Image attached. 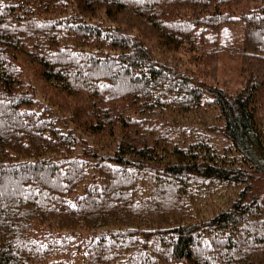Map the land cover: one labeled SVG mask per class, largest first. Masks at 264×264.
Wrapping results in <instances>:
<instances>
[{"label":"trees","instance_id":"16d2710c","mask_svg":"<svg viewBox=\"0 0 264 264\" xmlns=\"http://www.w3.org/2000/svg\"><path fill=\"white\" fill-rule=\"evenodd\" d=\"M76 254L264 264V0H0V264Z\"/></svg>","mask_w":264,"mask_h":264},{"label":"rangeland","instance_id":"374dc122","mask_svg":"<svg viewBox=\"0 0 264 264\" xmlns=\"http://www.w3.org/2000/svg\"><path fill=\"white\" fill-rule=\"evenodd\" d=\"M245 6V4H244ZM225 29V28H224ZM226 34L230 36L231 42L233 45L232 53L225 52L220 55L218 60L215 62L214 78L209 75V68H203L204 71L207 69V73L204 72V75L200 72L203 69H200L202 65L200 63H191L189 60V55L182 54L181 59L183 64L186 65L190 71L198 73L196 76L204 77L208 82H216L217 84L225 85L230 90H235L240 86L241 73H240V64L239 58L236 54V51L240 48L241 45V30L242 27L237 21H232L227 24ZM223 34V31L221 30ZM230 194H233L235 191L229 189ZM218 198H213V200L208 199L209 203H220ZM76 264L79 263V254H76L72 259Z\"/></svg>","mask_w":264,"mask_h":264}]
</instances>
